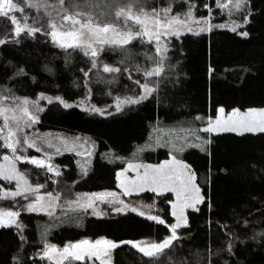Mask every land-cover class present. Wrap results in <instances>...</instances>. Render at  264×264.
<instances>
[{
  "label": "trees",
  "instance_id": "trees-1",
  "mask_svg": "<svg viewBox=\"0 0 264 264\" xmlns=\"http://www.w3.org/2000/svg\"><path fill=\"white\" fill-rule=\"evenodd\" d=\"M245 1L246 35L229 29L183 34L168 40L164 56L157 55L154 43L135 39L124 49L106 46L96 58L97 67L92 68V59L83 51L60 47L45 33L46 11L29 6L28 0H14L24 9L17 12L19 20L27 17L28 26L41 31L12 36L14 26L0 17V38L7 40L0 44V93L9 98L46 93L69 102L88 98L98 107L109 108L100 114L59 102L46 104L37 129L91 138L96 150L86 173L80 171L75 155L57 157L61 175L52 177L54 183L44 169L23 164L32 182L45 184L42 191L68 193L74 199L85 192L118 191V172L129 163L159 164L174 157L192 169L203 201L187 211V226L179 229L180 238L157 264H264V132L203 131L220 107H264V0ZM77 4L69 6L64 0L63 5L99 23L118 22L115 11L126 8L125 0L117 6L108 0H77ZM189 6L198 17L220 13L218 0H137L131 8L171 7L172 14L185 16ZM159 64L161 74L146 78L145 71ZM104 65L120 72L105 73ZM137 80L152 86V94L114 111L116 99L142 94ZM186 131L188 136L183 138ZM14 183L0 181L12 190ZM138 197L156 206L168 225L175 222L172 193L146 191ZM14 200L0 204L22 211L23 229L0 227V264H47L35 257L46 241L63 246L100 237L122 243L114 249V264H151L126 242L162 241L170 234L167 227L137 211L103 217L78 211L48 215L25 212L22 205L27 202L20 197L18 204Z\"/></svg>",
  "mask_w": 264,
  "mask_h": 264
},
{
  "label": "snow or ice",
  "instance_id": "snow-or-ice-1",
  "mask_svg": "<svg viewBox=\"0 0 264 264\" xmlns=\"http://www.w3.org/2000/svg\"><path fill=\"white\" fill-rule=\"evenodd\" d=\"M120 0H108V4L117 6ZM231 2V0H229ZM137 3V0H125L126 8H119L115 11L114 18L119 21L123 19L124 27L118 28L115 24H98L95 23L92 17L80 19V13H68L63 7L57 11L59 17L58 22H52L49 25L43 26L45 33L51 36L54 43H57L60 47L65 48H77L84 52L86 56L92 59V68H96V58L99 53L104 50L106 46L112 48L124 49V46L131 43L134 39L147 38L149 43H155L157 45V55L162 56L164 49L160 47V42L166 39L169 35H179L180 28H187L191 31L192 24H207V20H195L192 18L191 6L190 10L184 17L171 15V7L162 10H153L151 14L141 13L133 14L131 7ZM64 4V0H60V5ZM69 6H79L77 0H68ZM244 5V0H235L232 7L239 11ZM220 9H228L229 3H218ZM24 9L17 6V2L14 0H0V17L7 18L14 26V32L10 33L12 36H19L21 32L26 31L29 35H34L40 32V28H32L27 24V17H23L24 27L20 26L22 20L17 19L15 15H10L12 12H23ZM143 17V18H142ZM131 22V23H129ZM219 27H224L220 25ZM237 26H233L232 31L236 30ZM135 28V31H133ZM204 31V28L200 29ZM246 35V33H243ZM90 39H85V37ZM5 38H0V44L6 43ZM160 63V61H158ZM102 71L105 73H117L120 72L119 68L110 67L104 65ZM162 68L156 67L152 70L145 71L146 78L159 76ZM88 76V72L84 73ZM139 85L143 92L137 99H126L123 102L117 101L115 104L116 111H120L124 105L137 104L142 100L147 99L152 92L153 88L149 87L148 83L141 84L139 80L135 81ZM40 99H45L43 96ZM5 101H9L11 106L0 107V150L6 149L11 155L3 154L0 151V156L4 163H0V181L7 182V184L14 183V190L8 189L6 185H0V199H15L17 197H23V199L29 201L27 205L23 206L26 211L40 212L46 211L50 215L54 214V209L61 202V195L59 192L50 190L44 194H40L44 189L45 184H37L32 186L26 175L21 173L17 169V162L31 164L35 168L44 169L49 173L48 180L55 182L52 177H58L61 175V171L54 168L51 164L53 157L46 152L42 151L41 145H46L47 148H53L55 145L44 137L29 136L25 133L26 128H31L38 122L37 113L43 111L38 106V101L32 103V111H29L28 100L19 101L18 98L4 96L0 93V105H4ZM59 103H62L64 107L70 105L65 103L60 98H57ZM52 103V100H48ZM95 111V110H94ZM223 113V109H220ZM217 128H224V130L236 131L237 129H244L248 132L261 131L264 132V111L261 112H248L241 115L239 112H233L227 117L225 122L220 120L216 121V127L209 126L203 131L213 132ZM39 142V143H38ZM64 147H67V142L62 141ZM28 149H34L37 153H42L40 157H29L24 153ZM20 154H17V153ZM56 153H61V147H55ZM133 166L129 165L131 169ZM144 168L143 173L137 172V177L130 180L127 183H121L119 187L123 190L125 196H131L133 190L150 191L157 195H163L164 192L175 193L176 201L171 203L173 211L171 215L175 218V222L168 225L166 220L158 215H148L146 218L154 221L160 225H164L169 229V235L160 242L154 243H131V247L136 249L142 257L150 259L151 264H157V261L165 253L166 249L173 246L174 242L179 239L177 229L181 226H187L186 218L183 214V209L188 207H194L191 203L190 197L193 191L198 192V189H194L191 185L193 176L190 174L188 166L176 160L172 159L171 162L160 164L157 167L136 165L135 168L139 170ZM123 175V173H120ZM138 194V193H137ZM105 195L115 197V193L107 194H92L85 195L83 197L76 196L75 200L64 201L61 207L69 208H81L87 210L93 208V204L97 200H104ZM86 201L81 203V201ZM113 203L123 205L122 207H115L113 211L118 213L125 212V209L129 206L124 204L123 201L113 200ZM200 199H196V203H200ZM149 209L154 207L148 205ZM130 211L136 212V208H130ZM5 215L9 218L19 215L17 211H8ZM139 215L144 216L143 212ZM117 243H113L107 239L96 240L94 243L84 240L81 243L72 244L66 246L61 250L55 247H48L38 257L39 259L51 260L50 253L59 252L60 260L57 264H74V262L98 261L99 264H104V257H107L108 251L118 247Z\"/></svg>",
  "mask_w": 264,
  "mask_h": 264
},
{
  "label": "rangeland",
  "instance_id": "rangeland-1",
  "mask_svg": "<svg viewBox=\"0 0 264 264\" xmlns=\"http://www.w3.org/2000/svg\"><path fill=\"white\" fill-rule=\"evenodd\" d=\"M221 2L222 3H229V8L228 9H220V13L219 14L210 13L206 17H198V16L192 14V18L193 19H195V20H207L208 21L207 24H199V25L192 24L191 25V29H192L191 31H189L187 28H180L179 29V32H180L179 35H169V36H167L166 39L162 38V40L160 42V47L162 49H164V51L162 53V56H164L166 54L167 50L169 49L168 40L170 38H172V37H179V36H181L183 34H187V33L199 34V33H203V32H209V31H211L213 29H229V30H232L233 26H237L238 25V27H236L235 31H237L240 34L244 35L243 33H246L244 31V26H245V23L248 20V14H246V13L244 14L246 1L244 0V5H243L242 9L239 10V11L235 10L232 7V4L235 3V0H231V2H229V0H218V3H221ZM28 5L33 7V8L42 9V10L46 11L48 16H49L48 24H50L52 22H58L59 17L57 16V11L61 7H63L65 9L64 5H60V2H52V1H48V0H28ZM17 6L20 7L19 5H17ZM157 11H159V10H157ZM67 12L70 13V14L71 13H78V12H69V11H67ZM131 12L133 14H141V13L151 14L153 12V10H144V9L143 10H135V9L131 8ZM18 13H20V12H18ZM79 13H80V17L79 18L82 19V20L87 18V17H91L89 14H86L84 12H79ZM243 14L245 16L242 19L241 16ZM10 15H15L17 17V19H19V17L17 16V12H12V13H10ZM171 15L177 16V15L172 14V12H171ZM220 16H224V19H222L221 21L216 20ZM181 17H184V16H181ZM93 20L95 21V23H98V24H115L118 28H121V29L124 27L123 19L121 21H118V22H109V23H99L94 18H93ZM129 23H131V22H129ZM22 24L23 23L21 22L20 26L24 27V25H22ZM220 25H224V27H219ZM201 28H204L205 30L201 31L200 30ZM133 31H135V28H133ZM85 39L86 40L90 39V37L86 36ZM145 39L147 40V38H145ZM155 46L157 47L156 44H155ZM156 67H161L162 68V66L159 64V65H156V66L152 67L150 70H152V69H154ZM149 87L153 88L150 85H149ZM41 96H43L45 99H40ZM57 98H60V100H63L65 103L69 104L70 105L69 107L77 106V107L81 108L82 110L96 112V113H100V114H106V113L109 112V108H107V107L106 108L98 107V106L92 104L89 101L88 98L81 99L79 101L69 102V101H66L65 99H63L62 97H59V96H53V95H50V94L41 93L36 98L20 97V98H18V100L21 101V102L24 101V100H28L29 101V104H28L29 111H32V103L33 102H37L38 101V106L44 110L45 109V105L49 104L48 100H52L53 102H58ZM129 98L130 99H137L138 97H136V98L129 97ZM129 98L128 97H123V98L116 99V101L113 104L114 111H116L115 104H116L117 101L123 102L124 100L129 99ZM3 106H11V105H10L9 101H5L4 105H0V107H3ZM125 106H127V105H124L122 107V109ZM220 109H223V113L220 112ZM250 111L251 112H261V111H264V107H251V108H247V109L233 108V109H230V110H226L223 107H220L218 109L217 115L215 117L209 118L206 121V125L203 127V129H205V128L209 127V126L216 127V121L217 120H220L222 122V124H223V122H225L227 120V117L230 116L233 112H239L241 115H244V114H246V113H248ZM42 112L43 111H40V112L37 113L38 121L40 119V115L42 114ZM0 120H2V117H0ZM37 123L34 124L30 129L26 128L25 129V133L27 135H29V136L44 137L47 140L51 141L55 145V147H61V153L58 154V153L55 152V147L47 148L46 145H41L42 151L48 153L49 155H51L53 157V159L51 160V164L53 165L54 168L59 169V167L55 164V159L57 157L62 156L64 154H72V155L76 156L77 165H78V167H79V169H80V171L82 173H86L89 170V168L91 166V162H92L93 156H94V153H95V150H96L95 142L91 138H88V137H85V136H80V135H71V134H67V133H64V132H58V131H41V130L37 129V127H36ZM226 131H229V130H224V128H217L216 131H213V132L214 133H219V132H226ZM231 132L245 133V132H248V131H245L244 129H237L236 131H231ZM255 132H261V131L257 130ZM255 132H252V133H255ZM187 136H188V131H186L184 133V137L183 138H186ZM62 141H66L67 142V147L63 146ZM31 150L35 151L34 149H28L24 154L29 156V157H33V156L40 157L42 155V153H37V152H36V155H30L29 151H31ZM6 154L11 155V153L8 152V150H7ZM17 154H20V153L18 152ZM173 158L174 157H171L170 159H168V160H166V161H164L162 163H159V164H151V163H143V162H132V163H129L125 168L121 169L118 172V185H120L121 183H127L130 180L136 178L138 171L140 173H143L144 168L141 167L139 170H137L135 168L136 165L157 167L160 164H165V163L171 162ZM176 160H178L181 163H183V164L188 166L190 174L193 176V179L191 181V185L194 187V189H198V192L193 191L191 193V197H190L191 203L194 205V207H188V208H184L183 209V214H184V217L186 218V222H187V211L189 209L196 208L203 201V196H202V193H201V191H200V189H199V187H198V185L196 183L195 174L193 173V171L190 168V166L187 163H185V162H183V161H181L179 159H176ZM0 163H4L2 158L0 159ZM23 164L24 165H28L26 163L17 162L18 171L21 172V173H24L26 175V179H28L29 183L32 186H36L37 184L33 183L31 178H30L29 169L25 168V167H22V166H24ZM129 165H132L133 167L130 169ZM120 173H123V175H120ZM144 192H146V191L133 190V194L131 196H125L123 194V190L119 187L118 191H116V190H105V191H100V192L80 193L77 196L83 197L85 195H89L90 196L92 194H107V193H115L116 194L115 197L105 195L104 200L95 201L94 204H93V208H89L86 211L81 209V208H78V207H76V208H69L67 206L61 207L60 205L63 204L64 201H72V200H75L76 197L74 199H71V196H69L68 193L65 194V195L60 194L61 195V202L54 209H52V212L54 214H51V215H55L58 211H67V212L68 211H78V212H84V213L90 214L92 216H99V217H103V216H106V215H109V214H119L118 212L113 211V209L115 207H122L123 205L113 203L112 201L115 199V200L123 201L124 204L129 206L128 208L125 209V212H123V213H126V212L130 211V208L135 207L137 212H143L144 215H146V216H148V215H158V216H160L158 214V212H157V207L156 206H154L152 203H147L142 198L138 197L141 194H143ZM44 193H46V191H41L40 194H44ZM165 193H168V192H164V194ZM170 193H172V192H170ZM172 196H173V200L171 201V203L176 201L175 193H172ZM197 198L200 199V201H201L200 203H196V199ZM9 199H11V198H9ZM16 199L17 198H15L14 201H15L16 204H18L19 201L16 200ZM5 200H8V199H0V203L4 202ZM20 201H24V202L26 201L27 203L29 202V201L23 199V197H20ZM85 202L86 201H83V200L81 201V203H85ZM27 203L25 205H27ZM25 205H22V206H25ZM148 205H153L154 207L149 209ZM22 210H24L25 212H29V211H26L24 207H23ZM8 211H17V212H19V215L16 216V217L9 218V217H7L5 215V213H7ZM171 211H173L172 207H171ZM21 212L22 211H20V210H15V209L11 210V209L4 208L0 204V227L12 226V227H15V228H17L18 230L21 231L23 229V225L19 221V216H20ZM30 213H43V214L50 215L46 211L30 212ZM179 229H177V234H178V236L180 238ZM104 239H107V240H109V241H111L113 243H117L118 245L122 244L121 242L113 241V240H110V239H108L106 237H100V238H97V239L83 238V239L78 240V241L67 242L63 246L54 244L51 241H46L44 243L43 247L35 254V257L38 258L46 250V248H48V247H55L56 249L62 251V249L64 247L70 246L72 244L81 243L84 240H88V241L94 243L96 240H104ZM130 242L131 243L145 244V243H154V242H160V241H152L151 239H141V240H134V241H130ZM113 252H114V249H111V250L108 251L107 257H104V264H114ZM50 255L52 256L51 260H46V259H41V260H44L47 264H57V261L60 260L59 252L50 253ZM84 262H87V263H90V264H99L98 261H88V260H86ZM65 264H66V262H65Z\"/></svg>",
  "mask_w": 264,
  "mask_h": 264
}]
</instances>
